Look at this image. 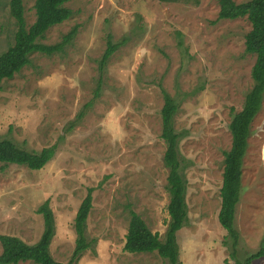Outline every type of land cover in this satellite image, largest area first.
<instances>
[{"label": "rangeland", "instance_id": "374dc122", "mask_svg": "<svg viewBox=\"0 0 264 264\" xmlns=\"http://www.w3.org/2000/svg\"><path fill=\"white\" fill-rule=\"evenodd\" d=\"M36 19L35 0H23ZM244 2L247 0H235ZM72 16L41 42L62 52H36L0 89V139L29 151L56 146L41 169L0 162V235L39 240L49 200L56 219L51 253L67 264H171L154 252L125 250L130 210L164 239L169 220L168 168L161 108L164 87L179 101L176 129L188 181V221L178 231L182 264H236L218 214L230 122L253 86L255 55L245 50L247 18L219 19V0H71ZM10 0H0V53L14 42ZM108 40L119 47L105 66ZM234 109V110H233ZM236 223L238 257L264 240V103L251 125ZM93 189L87 219L92 245L70 262L76 216ZM3 250L0 242V254ZM19 264H34L21 261ZM252 264H264V257Z\"/></svg>", "mask_w": 264, "mask_h": 264}, {"label": "trees", "instance_id": "16d2710c", "mask_svg": "<svg viewBox=\"0 0 264 264\" xmlns=\"http://www.w3.org/2000/svg\"><path fill=\"white\" fill-rule=\"evenodd\" d=\"M69 1L71 0H35L36 19L28 26L25 19L24 1L10 0V12L16 19L17 30L14 42L0 53V89L5 79L12 78L31 63V56L34 53L62 52L66 44L72 40L76 34L75 28L67 33L63 41L59 43L47 45L41 42L51 27L63 23L72 16V9L66 6ZM219 3V19L247 18L250 21L251 29L245 34V50L256 57L251 71L253 86L245 96L242 109L233 112L230 122L232 145L224 153L222 201L218 214L221 225L227 231L224 243L230 248L231 257L236 260L235 263L252 264L254 260L264 257V240L256 251L248 252L245 259L241 260L238 253L242 235L236 223V212L243 192L242 165L249 145L251 125L264 103V0H247L240 3L235 0H219ZM107 43L108 47L100 62L101 67L105 66L120 44L111 40ZM161 91L164 104L161 108L160 137L166 144L164 163L168 168L169 220L164 239H162L161 234L153 231L139 213L130 210L129 228L124 248L137 253L157 251L171 264H182L177 233L188 221V181L183 172L185 164L181 159L180 151L183 134L175 126V116L180 104L178 99L164 87ZM55 153L56 146L54 145L45 147L41 151H29L16 144L11 138L0 139V162L4 164L15 163L38 170L43 168ZM92 207L93 189H90L76 216L77 238L76 247L70 259L71 263L79 260L92 245L86 233L87 219ZM37 211L44 218V230L39 240L35 243H28L15 235H0L3 247L0 264H19L21 261H31L34 264H67L56 260L51 253V244L56 235V219L49 200L42 203Z\"/></svg>", "mask_w": 264, "mask_h": 264}, {"label": "crops", "instance_id": "0c3cea01", "mask_svg": "<svg viewBox=\"0 0 264 264\" xmlns=\"http://www.w3.org/2000/svg\"><path fill=\"white\" fill-rule=\"evenodd\" d=\"M236 214H237V212H236ZM237 220V219H236Z\"/></svg>", "mask_w": 264, "mask_h": 264}]
</instances>
